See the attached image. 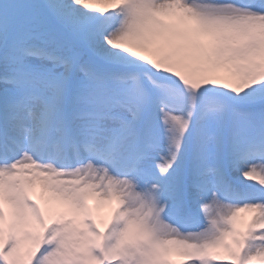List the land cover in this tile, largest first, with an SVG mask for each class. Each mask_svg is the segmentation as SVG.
I'll return each instance as SVG.
<instances>
[{
    "label": "snow or ice",
    "instance_id": "obj_1",
    "mask_svg": "<svg viewBox=\"0 0 264 264\" xmlns=\"http://www.w3.org/2000/svg\"><path fill=\"white\" fill-rule=\"evenodd\" d=\"M0 264H264V0H0Z\"/></svg>",
    "mask_w": 264,
    "mask_h": 264
}]
</instances>
